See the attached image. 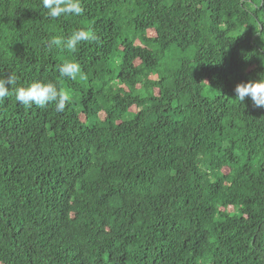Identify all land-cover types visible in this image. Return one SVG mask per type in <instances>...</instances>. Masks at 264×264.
Instances as JSON below:
<instances>
[{
	"label": "trees",
	"instance_id": "obj_1",
	"mask_svg": "<svg viewBox=\"0 0 264 264\" xmlns=\"http://www.w3.org/2000/svg\"><path fill=\"white\" fill-rule=\"evenodd\" d=\"M82 4L0 0V76L71 94L0 102V264H264V108L234 98L264 75V0Z\"/></svg>",
	"mask_w": 264,
	"mask_h": 264
},
{
	"label": "clouds",
	"instance_id": "obj_2",
	"mask_svg": "<svg viewBox=\"0 0 264 264\" xmlns=\"http://www.w3.org/2000/svg\"><path fill=\"white\" fill-rule=\"evenodd\" d=\"M45 15L48 19H60L61 17H79L84 14L82 0H40ZM96 39L95 34L90 27H80L72 31L67 37L63 35H54L46 41L49 50L52 48H63L75 53L82 42H91ZM57 71L61 77L73 81L79 79L85 80L86 77L81 70V65L75 60H64ZM58 82L51 80L45 82L34 80L26 86H17V77L14 73L7 76H0V102L14 95L15 100L24 106L45 107L47 104H54L56 112L65 110L66 105L71 100V94L68 90L59 88ZM11 89V91H10ZM234 98L241 104L249 97L254 107L264 108V75L258 79L248 80L238 83L234 89Z\"/></svg>",
	"mask_w": 264,
	"mask_h": 264
}]
</instances>
